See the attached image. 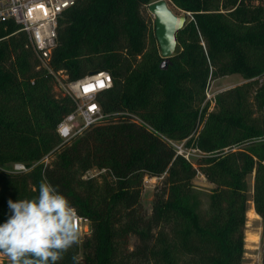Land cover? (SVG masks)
I'll return each instance as SVG.
<instances>
[{
	"label": "trees",
	"instance_id": "trees-1",
	"mask_svg": "<svg viewBox=\"0 0 264 264\" xmlns=\"http://www.w3.org/2000/svg\"><path fill=\"white\" fill-rule=\"evenodd\" d=\"M153 1L78 0L65 12L49 68L66 83L100 71L113 81L96 95L106 117L67 142L56 127L75 101L55 93L20 25L0 22V224L9 200L36 197L42 181L57 187L90 225L59 264L74 256L78 264H243L253 173L251 200L264 222V83L255 79L264 75V0H170L189 15L166 69L141 14ZM231 74L248 81L203 105L208 80ZM161 135L202 153L201 173L214 185L205 209L197 169ZM8 162L29 170L2 168ZM93 168L104 173L84 178ZM145 176L161 184L148 215Z\"/></svg>",
	"mask_w": 264,
	"mask_h": 264
},
{
	"label": "built area",
	"instance_id": "built-area-1",
	"mask_svg": "<svg viewBox=\"0 0 264 264\" xmlns=\"http://www.w3.org/2000/svg\"><path fill=\"white\" fill-rule=\"evenodd\" d=\"M77 2L78 0H0V22L14 20L20 25L21 30L26 33L40 62L44 67L48 68L56 81H59V76H61L62 71L57 73L53 72L47 63L57 44L61 20L64 18L65 12L74 7ZM255 79L260 84L264 83V75L256 77ZM246 81L248 80H243L242 83ZM208 82L204 90L203 105L207 102L212 105L216 97L215 93L211 91ZM112 85V77L107 71H100L76 81L66 83L65 90L75 101L76 107L72 112L66 114L57 124L56 133L63 142L76 138L92 125L106 117L99 103L96 101V95L101 91L110 89ZM262 116L264 121V109ZM134 118L137 122L145 124L139 118ZM146 126L152 129L148 125ZM162 137L172 146L177 155L184 157L190 163H192L191 158L193 156H202V153L197 149L186 147L185 140L177 141L164 136ZM258 141L264 142V123L262 134ZM44 159H47V157ZM17 169H22V171H17ZM11 170L15 172H26L29 168L22 162H16L13 164ZM79 218L81 223L83 219L81 217Z\"/></svg>",
	"mask_w": 264,
	"mask_h": 264
},
{
	"label": "clouds",
	"instance_id": "clouds-1",
	"mask_svg": "<svg viewBox=\"0 0 264 264\" xmlns=\"http://www.w3.org/2000/svg\"><path fill=\"white\" fill-rule=\"evenodd\" d=\"M8 205L11 215L0 224V255L10 264H59L69 249L79 245L77 211L50 183L42 181L36 197L9 200ZM73 261L78 264L77 257Z\"/></svg>",
	"mask_w": 264,
	"mask_h": 264
},
{
	"label": "rangeland",
	"instance_id": "rangeland-1",
	"mask_svg": "<svg viewBox=\"0 0 264 264\" xmlns=\"http://www.w3.org/2000/svg\"><path fill=\"white\" fill-rule=\"evenodd\" d=\"M169 8L173 11L175 14L180 15H186V17L189 15L188 13L178 9L170 0H167ZM222 9H225L224 7ZM141 14L143 18L146 20L148 24L149 30L152 29L154 24V16L150 13L148 10V7L143 6L141 8ZM59 81H57L55 85V93L57 95H60L61 92H66V76L62 72L61 76H59ZM243 78L239 74H231L227 76H223L217 79H210L209 87L212 92L217 95L221 91H224L226 89H229L233 86H236L243 82ZM67 93V92H66ZM264 123V121H263ZM201 156L195 155L191 158L193 166L197 169L196 176L193 179V184L195 186L196 193L198 196V199L201 203V206L203 209H205L209 202V196L211 193V189L213 188V184L208 182L205 178V176L201 173L202 170L199 167V159ZM42 162H48L47 159L42 160ZM16 162H8L2 165V168L5 169H12L13 164ZM104 173V170H98L97 168H93L88 170L84 178H88L94 175H97L98 173ZM99 175V174H98ZM254 182V173L249 175L247 177V183H248V195H247V210L245 214V225H244V253H243V264H259L262 261V243L264 240V222L259 214L256 213L254 209V204L252 202V186ZM161 187L160 179L158 177H149L145 176L143 180V189L141 193V204L143 207V211L145 214H150L152 210V203L154 198V193L157 189ZM253 210V212L251 211ZM81 221V239L82 241L84 238L88 237L90 235L89 230V221L82 218ZM137 243V240L134 235L129 236L128 240V246L129 248H133L135 244ZM8 258L4 255H0V264H7Z\"/></svg>",
	"mask_w": 264,
	"mask_h": 264
},
{
	"label": "water",
	"instance_id": "water-1",
	"mask_svg": "<svg viewBox=\"0 0 264 264\" xmlns=\"http://www.w3.org/2000/svg\"><path fill=\"white\" fill-rule=\"evenodd\" d=\"M154 16V34L162 61L160 67L166 69L176 48V34L186 22V15L175 14L167 0H155L148 5Z\"/></svg>",
	"mask_w": 264,
	"mask_h": 264
},
{
	"label": "crops",
	"instance_id": "crops-1",
	"mask_svg": "<svg viewBox=\"0 0 264 264\" xmlns=\"http://www.w3.org/2000/svg\"><path fill=\"white\" fill-rule=\"evenodd\" d=\"M253 212V210H251Z\"/></svg>",
	"mask_w": 264,
	"mask_h": 264
}]
</instances>
